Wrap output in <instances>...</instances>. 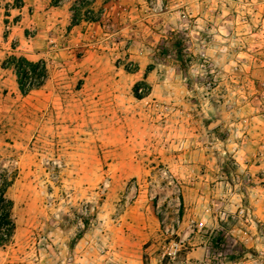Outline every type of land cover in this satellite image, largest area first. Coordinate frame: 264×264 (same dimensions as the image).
Listing matches in <instances>:
<instances>
[{
    "label": "rangeland",
    "instance_id": "obj_1",
    "mask_svg": "<svg viewBox=\"0 0 264 264\" xmlns=\"http://www.w3.org/2000/svg\"><path fill=\"white\" fill-rule=\"evenodd\" d=\"M5 179L0 264H264V0H0Z\"/></svg>",
    "mask_w": 264,
    "mask_h": 264
},
{
    "label": "trees",
    "instance_id": "obj_2",
    "mask_svg": "<svg viewBox=\"0 0 264 264\" xmlns=\"http://www.w3.org/2000/svg\"><path fill=\"white\" fill-rule=\"evenodd\" d=\"M173 41L171 43L163 41L159 51V55L168 58L173 64L180 67L182 71L192 63L193 56L185 49V37L182 32L172 33ZM168 43V44H167ZM11 66L14 67L18 79L19 87L22 93L28 94L30 91L41 89L48 81V70L43 62H30L25 58L10 57ZM3 186L0 188V247H6L14 237L15 225L13 220L14 204L8 200L6 194L12 186V182L7 179L3 180ZM84 227H88L87 220H83ZM210 253L214 256L233 251L243 256L247 252L243 248H230L228 237L223 231L215 234L209 243ZM251 253V252H250ZM254 256V254H252ZM236 259V258H235ZM234 258H231L233 261Z\"/></svg>",
    "mask_w": 264,
    "mask_h": 264
},
{
    "label": "water",
    "instance_id": "obj_3",
    "mask_svg": "<svg viewBox=\"0 0 264 264\" xmlns=\"http://www.w3.org/2000/svg\"><path fill=\"white\" fill-rule=\"evenodd\" d=\"M221 124H222L221 121H217L216 123L211 124V125L209 126L208 129H209V131H213V130H215L217 127H219Z\"/></svg>",
    "mask_w": 264,
    "mask_h": 264
}]
</instances>
